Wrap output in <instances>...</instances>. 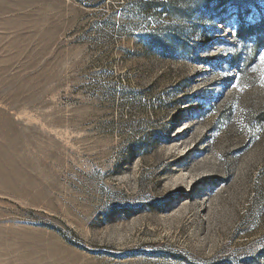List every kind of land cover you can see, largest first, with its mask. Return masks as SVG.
<instances>
[{
    "label": "rangeland",
    "instance_id": "374dc122",
    "mask_svg": "<svg viewBox=\"0 0 264 264\" xmlns=\"http://www.w3.org/2000/svg\"><path fill=\"white\" fill-rule=\"evenodd\" d=\"M264 0H0V264H264Z\"/></svg>",
    "mask_w": 264,
    "mask_h": 264
},
{
    "label": "snow or ice",
    "instance_id": "6c2138e0",
    "mask_svg": "<svg viewBox=\"0 0 264 264\" xmlns=\"http://www.w3.org/2000/svg\"><path fill=\"white\" fill-rule=\"evenodd\" d=\"M262 59H264V57H262Z\"/></svg>",
    "mask_w": 264,
    "mask_h": 264
}]
</instances>
